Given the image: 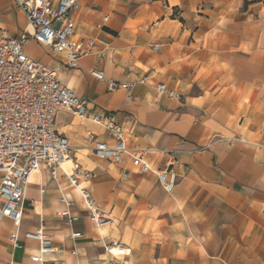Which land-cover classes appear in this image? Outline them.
I'll return each mask as SVG.
<instances>
[{
    "label": "crops",
    "instance_id": "1",
    "mask_svg": "<svg viewBox=\"0 0 264 264\" xmlns=\"http://www.w3.org/2000/svg\"><path fill=\"white\" fill-rule=\"evenodd\" d=\"M73 19L78 37L109 42L104 60L85 55L69 68L64 54L34 39L23 50L55 68L88 112L119 122L128 152L120 164L97 159L87 138L110 142L107 132L58 110L57 131L93 177L72 185L63 175L68 165L54 168L56 178L47 165L32 172L19 226L0 220V264H264V0H81ZM25 26L23 11L0 0L2 33L19 38ZM92 68L132 85L107 90ZM157 82L182 98L159 95ZM237 137L243 141L229 144ZM131 154L150 170L135 171ZM171 164L177 178L166 192L156 171ZM81 188L108 217L104 226L90 221ZM65 210L78 220L68 221ZM39 226L54 246L42 263L31 260L38 242L25 237ZM112 240L128 254L106 252Z\"/></svg>",
    "mask_w": 264,
    "mask_h": 264
},
{
    "label": "built area",
    "instance_id": "2",
    "mask_svg": "<svg viewBox=\"0 0 264 264\" xmlns=\"http://www.w3.org/2000/svg\"><path fill=\"white\" fill-rule=\"evenodd\" d=\"M26 17V26L19 37H8L0 28V220L9 218L15 226L22 219V202L29 176L40 166L47 165L53 170L51 177L56 178L54 168L68 165L63 175L72 185L81 180L88 181L93 172L72 159L68 139L60 134L55 126L58 110L70 111L80 118H87L101 126L108 134L110 142L98 140L89 135L92 154L101 160L120 164L128 152L122 125L107 112H88L85 102L70 88L57 79L55 68L43 64L29 55L23 47L30 39L47 47L53 54H64L66 66L75 68L82 56L92 55L104 60L109 50V42L100 36H77L73 19L80 10L81 0H12ZM159 45H154L157 50ZM90 75L105 82L107 90L127 88L132 84L114 79H106L101 69L92 68ZM140 83H146L142 77ZM156 92L169 98L180 100L182 94L163 82L155 84ZM217 136H214L216 138ZM243 141L241 137L228 139L229 144ZM131 164L135 171L145 173L149 165L141 154H131ZM123 177L128 176L122 170ZM159 184L166 192H171L177 174L174 165L156 171ZM90 221L97 227L108 222L97 207L91 192L80 189ZM60 202L69 205L70 200L63 196ZM68 221L78 220L77 215L68 210L62 212ZM80 236L79 232L73 233ZM25 237L36 240L37 252L31 256L36 263L44 262L43 256L54 251L53 240L41 226L25 232ZM14 248H21L16 232L8 235ZM104 250L116 256L128 254L119 241L112 240L104 245Z\"/></svg>",
    "mask_w": 264,
    "mask_h": 264
},
{
    "label": "bare ground",
    "instance_id": "3",
    "mask_svg": "<svg viewBox=\"0 0 264 264\" xmlns=\"http://www.w3.org/2000/svg\"><path fill=\"white\" fill-rule=\"evenodd\" d=\"M29 180H31V177L29 178Z\"/></svg>",
    "mask_w": 264,
    "mask_h": 264
}]
</instances>
